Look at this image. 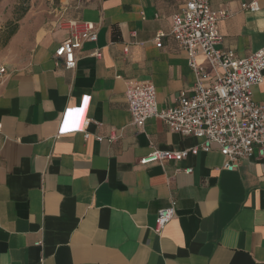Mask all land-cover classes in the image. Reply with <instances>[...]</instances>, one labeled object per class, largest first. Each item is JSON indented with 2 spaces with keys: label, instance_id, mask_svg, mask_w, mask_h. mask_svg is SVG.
<instances>
[{
  "label": "crops",
  "instance_id": "crops-1",
  "mask_svg": "<svg viewBox=\"0 0 264 264\" xmlns=\"http://www.w3.org/2000/svg\"><path fill=\"white\" fill-rule=\"evenodd\" d=\"M248 1L210 0L212 10L228 12L217 21L216 47L238 57L264 45V0L253 12L242 8ZM181 6L59 0L41 22L22 23L3 39L0 264H264L263 157L254 153L227 170L213 146L177 162L138 164L153 148L181 150L201 141L158 118L133 125L125 98L127 80L153 84L160 108L193 93L188 56L170 35ZM63 18L97 27L96 41L83 42L70 69L54 57L68 36L59 26ZM157 32L164 33L160 46ZM195 60L211 83L207 58ZM252 97L264 105V71ZM171 200L175 215L156 233L157 210Z\"/></svg>",
  "mask_w": 264,
  "mask_h": 264
},
{
  "label": "built area",
  "instance_id": "built-area-1",
  "mask_svg": "<svg viewBox=\"0 0 264 264\" xmlns=\"http://www.w3.org/2000/svg\"><path fill=\"white\" fill-rule=\"evenodd\" d=\"M181 1L180 10L172 14L170 35L188 56L195 75L193 93L181 92L175 105L160 108L153 84L127 80L125 98L133 125L141 127L147 119L158 118L171 131L201 141L181 150L153 148L138 159V164L177 162L188 154L208 152L213 146L225 157L222 167L227 170L236 169L242 158L254 153L264 158V105L252 97V87L263 79L264 45L244 57L235 56L231 50L218 49L216 45L221 41V35L217 21L227 16V10H212L210 0ZM259 7L258 0L242 3V8L251 12ZM59 26L68 30V36L55 48V61L70 69L76 65L83 42L96 41L97 27L94 22L73 18L61 19ZM163 35V32L155 34L156 46L161 45ZM91 54L99 57L101 52L94 49ZM198 54L207 58L213 72V81L209 84L205 81L210 74L196 63ZM5 73V66L0 63V84ZM88 136L85 132L84 137ZM95 138L100 141L103 136ZM114 139V132H110L107 140ZM182 171L189 173L191 168ZM175 205V200H171L169 205L157 210L153 228L156 233H160L173 218Z\"/></svg>",
  "mask_w": 264,
  "mask_h": 264
},
{
  "label": "rangeland",
  "instance_id": "rangeland-1",
  "mask_svg": "<svg viewBox=\"0 0 264 264\" xmlns=\"http://www.w3.org/2000/svg\"><path fill=\"white\" fill-rule=\"evenodd\" d=\"M59 0H0V44L3 42L7 31L11 29L8 23L18 16L19 11L26 7L22 17L18 20V26L22 23L27 27L36 25L42 21L46 10L54 7ZM21 5L19 9L17 7Z\"/></svg>",
  "mask_w": 264,
  "mask_h": 264
},
{
  "label": "trees",
  "instance_id": "trees-1",
  "mask_svg": "<svg viewBox=\"0 0 264 264\" xmlns=\"http://www.w3.org/2000/svg\"><path fill=\"white\" fill-rule=\"evenodd\" d=\"M26 1H27V0H26ZM20 7H21V5H19V6L17 7V9H19ZM25 9H26V7H23L22 10L19 11V14H18V16L14 19V21L11 20V21L8 23V26H11V29H9V31H7V35H6V37H5L4 43H6V41L9 39V37H10L11 35H13V34L16 32V30H17V28H18V20L22 17L23 13L25 12ZM116 37H117V32L114 31V32H113V38H116Z\"/></svg>",
  "mask_w": 264,
  "mask_h": 264
},
{
  "label": "snow or ice",
  "instance_id": "snow-or-ice-1",
  "mask_svg": "<svg viewBox=\"0 0 264 264\" xmlns=\"http://www.w3.org/2000/svg\"><path fill=\"white\" fill-rule=\"evenodd\" d=\"M85 100H87V98H85Z\"/></svg>",
  "mask_w": 264,
  "mask_h": 264
}]
</instances>
